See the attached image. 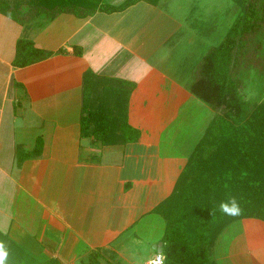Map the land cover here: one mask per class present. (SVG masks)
Here are the masks:
<instances>
[{
  "label": "crops",
  "instance_id": "1",
  "mask_svg": "<svg viewBox=\"0 0 264 264\" xmlns=\"http://www.w3.org/2000/svg\"><path fill=\"white\" fill-rule=\"evenodd\" d=\"M20 5L22 21L0 12V235L42 261L82 264L102 250L118 264H135L139 237L159 250L165 221L153 210L171 195L211 123L189 91V71L207 51L194 64L190 41L175 52L180 41L172 42L170 30L182 19L172 0H141L112 13L98 7L90 15L61 10H89V0ZM23 38L51 55L16 67ZM87 71L134 86L126 117L138 141L104 145L82 136ZM249 222L221 234L216 264H264V226Z\"/></svg>",
  "mask_w": 264,
  "mask_h": 264
},
{
  "label": "trees",
  "instance_id": "2",
  "mask_svg": "<svg viewBox=\"0 0 264 264\" xmlns=\"http://www.w3.org/2000/svg\"><path fill=\"white\" fill-rule=\"evenodd\" d=\"M138 1L141 0H126L116 7L102 5L103 0H93L95 5L85 12L75 7H62L61 10L90 15L100 7L112 13ZM235 2L240 7L238 18L224 42L204 55L197 67L198 76L189 86L190 93L208 105L215 117L184 166L171 195L153 210L165 221L164 264H216L212 253L228 226L244 219L264 221V170L258 168L259 151L264 150V123L254 120V106L245 97L238 79L240 68L254 67L259 58L262 43L253 45L252 41L256 32H264V0ZM0 12L22 21L7 0H0ZM16 48V67H26L51 55V52L36 48L27 38L20 39ZM76 54H80L77 49ZM98 80L104 78L91 71L84 74L82 136H94L104 145L138 141L140 132L128 125L126 117L128 96L134 86L123 82L125 89L111 99L118 103L114 108L102 100L97 108H91L87 88L92 91ZM116 131H121V135ZM40 145L41 141L38 152ZM233 199L240 213L231 215L221 211V203L231 207ZM0 239L10 243V253L14 249L12 264H61L56 259L42 261L32 256L8 237L0 235ZM102 261L118 264L113 253L102 250L89 252L82 264H102Z\"/></svg>",
  "mask_w": 264,
  "mask_h": 264
},
{
  "label": "rangeland",
  "instance_id": "3",
  "mask_svg": "<svg viewBox=\"0 0 264 264\" xmlns=\"http://www.w3.org/2000/svg\"><path fill=\"white\" fill-rule=\"evenodd\" d=\"M7 1L13 6L15 12H17V14L21 16L23 11L21 10V7L19 8V6H22L20 4L25 3L26 0ZM35 1L36 0H30V2ZM89 1L92 2L93 0ZM37 3H39V1ZM172 3V7L177 9L178 11V19H182V21H179V24H174L172 26V29L170 30V33L172 34V42H174L176 45L177 40L180 41L178 46H175V52L182 51L181 48L183 42L187 43L190 41L189 45L197 50L196 52H194L196 54L192 53L193 59H191L190 61L191 64H194L196 62V59L200 58L206 51L208 52L210 49L218 47L224 42L228 32L230 31L232 25L234 24L240 13V7L236 4L235 0H172ZM38 9H40V7H38ZM183 18L185 19V21H183ZM145 20H147V18ZM262 32V30L256 32V37L252 41V44L254 43L253 45H255V43H262L261 50L259 51V58L257 57L258 59L256 65H254V67L245 66L240 68V70L238 71V79L242 83L243 93L254 106V120L260 124L264 123V32ZM181 33L184 34V37L182 39L179 38V34ZM196 35H198L202 41L198 39ZM204 55L202 56V58L204 57ZM195 68L196 66L192 68L191 71H189L190 74H192L191 76L193 78V81L194 77L198 76V71L194 70ZM117 86H121V89H125V85H121L119 81L114 82L98 80L95 88H93L92 91L87 88V93L90 97L88 100L89 106L91 108H97L96 106L99 104L98 102L102 100L101 102H103L104 104L107 102L111 104V108H114V106H116L118 103L116 104V101L112 102L113 100L111 99L117 98V94H115L117 92L115 87ZM112 88H114V90H112ZM198 102L200 108L202 109V114H204V116L206 115L205 121L211 122V120L215 117V112L202 101ZM118 132L120 131H116V134H118ZM258 168L264 170V150L261 149L259 151ZM244 220H254V222L257 223V226H264V221L260 219ZM241 221L235 222V224L233 223L228 227L236 226L237 224H239L238 227H240ZM254 222H249L247 227L258 228ZM136 238H138V236ZM258 238L263 239L264 235H260L258 236ZM138 239V242H136V244H138V247L137 251L135 252L134 262L135 264H148L150 261V254L156 252V250H153L150 243L146 239L142 237H139ZM0 243L3 244L5 250L8 253L6 259L8 262L6 261L4 262V264H9V261L11 264V260L13 261L12 251H14V249L12 248L13 250H11L10 253V243L2 241V239H0ZM102 264H108V262L102 261Z\"/></svg>",
  "mask_w": 264,
  "mask_h": 264
},
{
  "label": "clouds",
  "instance_id": "4",
  "mask_svg": "<svg viewBox=\"0 0 264 264\" xmlns=\"http://www.w3.org/2000/svg\"><path fill=\"white\" fill-rule=\"evenodd\" d=\"M221 211L231 215H238L240 213V208L236 204L235 199L232 200V206L229 207L226 203H221L220 205ZM7 251L5 250L2 243H0V264H4L5 260L7 259ZM150 264H163V259L157 258L155 260L150 261Z\"/></svg>",
  "mask_w": 264,
  "mask_h": 264
},
{
  "label": "built area",
  "instance_id": "5",
  "mask_svg": "<svg viewBox=\"0 0 264 264\" xmlns=\"http://www.w3.org/2000/svg\"><path fill=\"white\" fill-rule=\"evenodd\" d=\"M161 257H162V259H163V264H164V262H165V257H164V255H163V253H162V252H159V251L156 252V254L154 255V257H153L150 261L155 260V259H157V258H161ZM150 261H149L148 264H150Z\"/></svg>",
  "mask_w": 264,
  "mask_h": 264
},
{
  "label": "water",
  "instance_id": "6",
  "mask_svg": "<svg viewBox=\"0 0 264 264\" xmlns=\"http://www.w3.org/2000/svg\"><path fill=\"white\" fill-rule=\"evenodd\" d=\"M162 246H163V244L160 243V244H159V250H158L159 252H162Z\"/></svg>",
  "mask_w": 264,
  "mask_h": 264
}]
</instances>
